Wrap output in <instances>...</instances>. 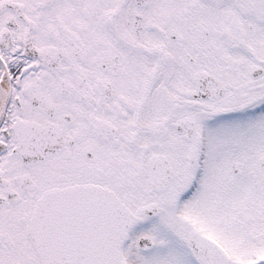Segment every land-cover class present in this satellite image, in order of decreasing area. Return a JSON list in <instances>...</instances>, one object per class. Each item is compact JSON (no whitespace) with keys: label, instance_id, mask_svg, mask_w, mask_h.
Wrapping results in <instances>:
<instances>
[{"label":"snow or ice","instance_id":"snow-or-ice-1","mask_svg":"<svg viewBox=\"0 0 264 264\" xmlns=\"http://www.w3.org/2000/svg\"><path fill=\"white\" fill-rule=\"evenodd\" d=\"M0 264H264V0H0Z\"/></svg>","mask_w":264,"mask_h":264}]
</instances>
